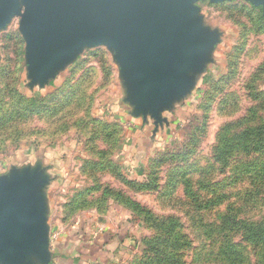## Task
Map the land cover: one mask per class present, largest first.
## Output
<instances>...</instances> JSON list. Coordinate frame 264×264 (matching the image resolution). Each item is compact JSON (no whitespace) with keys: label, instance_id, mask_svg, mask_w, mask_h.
I'll use <instances>...</instances> for the list:
<instances>
[{"label":"rangeland","instance_id":"1","mask_svg":"<svg viewBox=\"0 0 264 264\" xmlns=\"http://www.w3.org/2000/svg\"><path fill=\"white\" fill-rule=\"evenodd\" d=\"M196 7V18L217 42L190 73L198 80L195 87L172 100L176 123L155 120L149 138L136 145L127 134L141 116L134 113L133 84L116 50L84 47L53 77L33 84L22 33L25 6L0 30V177L25 170L35 152L51 163L53 183H107L139 204L147 214L128 209L133 242L115 264L165 259L154 255L153 246L161 234L156 223L168 217L178 219L190 242L174 255L180 264H199L204 227L263 184L251 183L247 172L264 167L263 7L248 0H201ZM165 123L168 131H159ZM125 155L134 166L126 164ZM66 193L56 190V202ZM261 198L260 208L240 212L241 217L253 223L264 217ZM207 202L212 205L202 210Z\"/></svg>","mask_w":264,"mask_h":264},{"label":"water","instance_id":"2","mask_svg":"<svg viewBox=\"0 0 264 264\" xmlns=\"http://www.w3.org/2000/svg\"><path fill=\"white\" fill-rule=\"evenodd\" d=\"M199 1L0 0V30L25 6L22 33L33 84L53 77L84 47H111L133 84L134 113L161 121L162 110L195 87L198 80L190 73L217 42L196 18ZM248 1L264 11V0ZM47 182L39 168L0 177V264H32L31 256H48L45 212L36 192Z\"/></svg>","mask_w":264,"mask_h":264},{"label":"crops","instance_id":"3","mask_svg":"<svg viewBox=\"0 0 264 264\" xmlns=\"http://www.w3.org/2000/svg\"><path fill=\"white\" fill-rule=\"evenodd\" d=\"M169 109L162 110L161 118L163 122L167 120V123L174 125L178 115L175 116L176 114H172ZM125 119L130 120L129 117ZM154 121L151 115L136 119L134 122L137 125L134 129H129L127 134L130 144L136 145L143 137L149 138L148 130L155 127ZM126 122L128 125L131 123ZM167 129L165 123L159 131H168ZM38 154L33 153L34 160L25 168L40 169L44 165L43 169L46 170L44 175L48 177V182L42 183L36 189L40 196L41 208L45 212L47 229L45 249L48 256H31L32 264H115L124 246H129L133 242L130 235L132 234L129 223L132 219L130 211L112 199L106 201V207L98 208V201L102 200V191L108 187L107 183H98L102 189L98 192L100 195L96 197L94 196L96 191L90 192L96 183H53L56 174L49 167L51 163L46 164L43 155ZM127 158L125 155L126 164L134 166ZM58 189L67 192L69 196L56 202L54 194ZM80 203L82 205L78 207Z\"/></svg>","mask_w":264,"mask_h":264},{"label":"trees","instance_id":"4","mask_svg":"<svg viewBox=\"0 0 264 264\" xmlns=\"http://www.w3.org/2000/svg\"><path fill=\"white\" fill-rule=\"evenodd\" d=\"M100 153L103 155L102 151ZM247 172L250 173L251 183H263L262 186L256 188L255 193L247 194L242 205H237L230 212H228V207L223 215L218 216L217 222L211 221L204 227L202 232V256L199 264H212L216 261L223 264H264V217L253 223L245 219V217H241L240 213L242 212L243 214L244 212L260 208V202L263 200L261 197L264 196V167L260 168V170L249 169ZM257 181L260 182L257 183ZM125 182L129 187L135 188L137 186V183H130L126 180ZM189 185L191 186V184H188L184 187L187 188ZM185 188L184 193H186ZM101 189L102 186L96 183L90 189V192H101ZM102 197V200L98 201V208L106 207V201L112 199L132 212H137L139 215L147 214L139 204L123 197L120 193L116 194L109 186L103 188ZM185 197H187V193ZM188 197L191 196L188 195ZM191 202L194 203L193 200ZM81 205L80 203L78 207ZM211 205V203L207 202L201 209L206 210ZM151 218L153 219V217ZM175 219V217H168L166 221L157 222L155 225L161 234L159 239L154 242V255L161 254V256H166L159 263L155 262L156 264H169L172 259V264H180V259L173 252L176 249L178 251L181 250L190 243L185 235L181 233V225H179L178 219ZM237 235H241L239 239ZM242 245H246L245 248ZM249 249H251V252ZM250 253L252 254V259L249 257Z\"/></svg>","mask_w":264,"mask_h":264}]
</instances>
